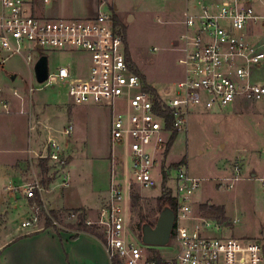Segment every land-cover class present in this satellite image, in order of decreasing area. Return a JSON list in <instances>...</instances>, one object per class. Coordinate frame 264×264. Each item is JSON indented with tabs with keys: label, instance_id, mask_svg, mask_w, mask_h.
<instances>
[{
	"label": "built area",
	"instance_id": "built-area-1",
	"mask_svg": "<svg viewBox=\"0 0 264 264\" xmlns=\"http://www.w3.org/2000/svg\"><path fill=\"white\" fill-rule=\"evenodd\" d=\"M187 1L195 8L186 10L185 32L177 42L184 77L173 86H154L139 71L123 26L116 23L113 0H98L93 17L71 19L47 15L51 0H0V51L27 62L37 57L35 65L50 53L76 59L83 68L68 62L49 70L43 85L62 84L74 105L111 109V147L127 148L132 177L125 184L112 183L98 221L87 222L103 230L111 264H159L158 256L161 264H264L260 239L236 238L215 218L191 214L203 179L191 175L185 162L165 163L173 134L187 132L194 110H223L239 101L264 99V83L253 79V70L264 65V17L256 14L252 0ZM72 132V124L63 129L65 136ZM38 156L52 164V176H62L67 187L69 157L62 146L47 140ZM113 157L119 160L114 151ZM244 167L242 160L231 163L232 175L217 179L218 186L231 189L242 180ZM131 183L146 189L165 186L176 201L177 219L165 246L172 252L168 258L161 257L156 246L135 240L140 232L133 231L124 206ZM12 190H21L29 203L45 187L33 179ZM29 210L22 229L39 224V208L29 205Z\"/></svg>",
	"mask_w": 264,
	"mask_h": 264
},
{
	"label": "rangeland",
	"instance_id": "rangeland-1",
	"mask_svg": "<svg viewBox=\"0 0 264 264\" xmlns=\"http://www.w3.org/2000/svg\"><path fill=\"white\" fill-rule=\"evenodd\" d=\"M113 2L118 7L119 17L116 18L122 23L134 61L140 68L139 71L141 70L140 72L147 77L148 82L161 88L173 86L181 80L183 68L178 62L181 57V44L177 46V42L185 32V2L183 0H126L125 3L113 0ZM254 4L255 9L264 14V0H255ZM56 10L59 11L58 17L65 19L83 18L84 14L80 0H57L49 12L46 8L45 13L52 17L55 16ZM47 55L51 72L68 62L77 68H83L80 62L71 57L51 53ZM8 58L0 51V246L6 244L12 236L16 239L7 243V245L15 243L12 248L20 243V240L32 237L33 233H36L33 236L39 235L41 228L47 229L48 219L54 225V228L50 229L57 233L76 235L82 232L77 226L79 219L83 217L79 210L61 213L50 211L44 205L43 197L53 175L52 164L38 156L45 150L44 140L59 142L69 157L67 163L70 166L66 169L69 168L70 187L58 186L61 179L57 180L55 192L51 195L55 202L70 198L69 205H71L81 202L79 200H91L97 193H106L111 183V163L107 161L111 157V150L119 160H123L121 164L119 160L114 163L117 174L115 182L125 184L131 179L132 172L127 148L111 147L110 108L97 106L86 108L74 105L62 84L57 82L48 85L39 84L34 71L37 57H34L32 62H27L19 56ZM11 75L17 77L13 80ZM253 79L264 83V65L253 70ZM31 88H34L33 92L30 91ZM4 105H7V108ZM39 115L51 118V130L43 132L37 127L35 117L38 116L41 120ZM69 124L73 125V132L70 136H65L63 129ZM262 128H264V99L239 101L223 110H194L189 117L187 132L178 135L168 161L177 162L186 157L182 162L187 161L190 174L203 179L201 187L193 196V199L196 196L199 199L191 205L192 215L195 214L198 202L210 200L200 208L203 205H223L229 216L227 222H222L229 227L226 233L236 238L260 239L264 246L263 183L256 179L242 180L228 189L225 185L219 188L217 181L219 168L223 162L235 158L237 159L232 163L237 160L245 162L244 155L254 156L255 142ZM39 131L45 139L38 143L39 150L29 160L28 165L29 169L34 165L33 168L37 172L32 178L41 181L45 192L37 195L28 204L26 201L22 204L19 202L21 190L17 193L12 190L14 183L8 168L16 158L27 156V150L35 152L38 149L36 140ZM73 139H76L77 144H73ZM75 145L79 151L74 154ZM25 150L27 154L23 155ZM238 155L242 156L238 157ZM71 159L73 162L69 163ZM246 164L254 167V163H244L245 167ZM42 165L46 167V173L42 172ZM262 171H264V163H262ZM157 180L161 181L158 175ZM130 186H132L130 189L132 198L135 195L142 196L138 204H135L131 197L124 203L125 208L129 207L131 227L136 231L142 218L151 224L157 221L160 214L157 199L166 188L162 189V186L158 185L146 189L132 183ZM7 187L11 189L6 190ZM11 193L15 194L11 195ZM29 205H36L39 208L37 230L21 229L22 221L30 215ZM73 214L75 217L72 216ZM234 220L237 222L233 223ZM88 221L83 219V226L103 235V230L98 226L88 225ZM91 221L97 222L98 219ZM17 229L22 231L18 232ZM135 240L137 243L142 242L141 237ZM157 251L163 258H168L172 253L165 246H158ZM66 261L69 263L67 257Z\"/></svg>",
	"mask_w": 264,
	"mask_h": 264
},
{
	"label": "crops",
	"instance_id": "crops-1",
	"mask_svg": "<svg viewBox=\"0 0 264 264\" xmlns=\"http://www.w3.org/2000/svg\"><path fill=\"white\" fill-rule=\"evenodd\" d=\"M80 1L84 7L83 18L93 17L97 14L98 0H80ZM120 1L122 3H125L126 0H120ZM183 1L185 2V5H186L185 12L187 9L192 10L195 8V5L193 2H188L187 0H183ZM252 1H253V5H255L254 4L255 0H252ZM56 2L57 0H51V3L47 6L48 12L50 11L51 7L55 5ZM254 9H255V6H254ZM255 12L257 15L264 17V14H262L259 10L257 11L255 9ZM58 15H59V11L56 10L55 16L58 17ZM55 16H52V17H55ZM184 18H185V13H184ZM184 23H185V19H184ZM9 58H12V57H9ZM11 77L14 80L17 76L11 75ZM144 77L148 81L145 75ZM183 77H184V72H183V76L181 80L183 79ZM84 107L91 108V107H94V105H88ZM39 116H41L40 117L41 120H39L38 116L35 117L36 123L38 124L37 127L40 130L42 129L43 132L45 130H48V131L51 130V125H52L51 118H45L43 115H39ZM110 122H111V119H110ZM109 128H110V125H109ZM44 139H45V136L42 134V132L39 131V134L36 140L38 149L35 152H32V150H27L28 154L26 153V150L23 151L22 154L25 155L26 153L27 156L16 158V160H14V162L12 163V166L8 168V172L13 178L14 184L12 185V187L18 188L26 183L31 182L30 178H32L33 174L35 175L37 170L33 168L34 165L29 169L28 163H30L29 160L33 158L35 153L37 154V151L39 150L38 143L40 141L42 142V140ZM44 142L46 141L44 140ZM73 144H77L76 139H73ZM222 147H224V145H222ZM255 147H256L255 148L256 153L254 154V156L253 155L252 156L248 155V157H246L245 155L243 156L245 160L244 163H254V167L253 168L249 167V165L246 164V167H244V174H243L242 180L256 179L262 182L261 179H264V171H262V163H264V128H262V130L260 131L257 137V140L255 142ZM78 151H79L78 147L76 145L73 146L74 154L77 153ZM170 152L166 157L165 163L176 164V163L181 162L182 159H186L185 157V158L180 159L177 162H169L168 158H169ZM241 156L242 155H238V157H241ZM235 159L227 160L226 162H223L221 164L219 168L220 174L217 177V179L230 177L232 175L231 170H229V165ZM107 161L111 163V169H112L111 183H110V186H111V184L115 182L116 175H117L114 170V163H116V160L113 157V151L111 152V157L108 158ZM72 162H73V159H71L69 163H72ZM185 163H187V161H185ZM67 166L69 167L70 164ZM66 173L68 174V186L67 187L69 188L70 187L69 168L66 169ZM51 178L52 179L49 183V186L46 189V193H45L46 195H44L43 197L44 205L47 209H49L50 211L61 212V213L62 212L66 213L67 211H73V210H80V213L82 214L84 219H87L89 221L94 220L96 218L99 219L101 208L106 203L109 197V190L103 194L97 193L95 198L91 200H88V199L83 200V201L79 200L81 202L75 203V204L73 203L74 205L73 204L69 205V203H71L70 198L68 199L63 198L59 202H55L53 200L54 197L51 195L55 192L54 191L56 187L55 183L57 180L61 179V183L58 186H62L63 178L62 176L61 177L52 176ZM10 187H7L6 190H10L12 188ZM12 194H15V193H11V195ZM19 196H20L19 202H21L22 204H25V201H26V204H28V201L22 195H19ZM197 199H199V197L197 196L194 197L193 203H195ZM208 201L210 200H206L204 202H198L199 204L197 203L198 206H196L195 208V214L201 213L200 206L204 203H207ZM220 206H223V205H220ZM223 207L225 208L226 217L229 218L226 207L225 206ZM128 211H129V207H128ZM236 222L237 220L233 221V223H236ZM21 229L20 230L17 229V231L20 232L22 231ZM23 230H26V229H23ZM39 231H40L39 235H35V236L32 235V237L20 240V243L18 244L16 243L17 245L12 248L11 246L14 245L15 243L8 244V245L7 243L14 241L16 238L11 236L10 237L11 239L9 238L6 244L4 243L2 246H0V254H2V256H0V264H111L109 254L106 248L104 247L103 242L89 233L79 232L78 234L73 235L70 233L61 232L58 235L57 232H55L54 230L50 228L49 229L41 228ZM66 257L68 258L69 263H67Z\"/></svg>",
	"mask_w": 264,
	"mask_h": 264
},
{
	"label": "water",
	"instance_id": "water-1",
	"mask_svg": "<svg viewBox=\"0 0 264 264\" xmlns=\"http://www.w3.org/2000/svg\"><path fill=\"white\" fill-rule=\"evenodd\" d=\"M35 77L39 84L48 79V57L42 56L35 65ZM176 213L170 207H164L160 212L155 225L145 222L141 228V241L147 246H167L172 237L176 223Z\"/></svg>",
	"mask_w": 264,
	"mask_h": 264
},
{
	"label": "trees",
	"instance_id": "trees-1",
	"mask_svg": "<svg viewBox=\"0 0 264 264\" xmlns=\"http://www.w3.org/2000/svg\"><path fill=\"white\" fill-rule=\"evenodd\" d=\"M116 23L119 25L122 24L118 18H116ZM178 135L179 134H177V133L173 134V136H172V138L168 144L166 156L169 154L170 150L172 149V146L175 143ZM41 168H42V172H44V173L47 172V169L45 166L42 165ZM166 181H167V178L164 179V182H166ZM131 187L132 186H130V189H131ZM163 189H165V186H163ZM129 197L132 198V196L130 194H129ZM132 199L134 200L135 204H138L141 201V197L139 195L133 196ZM157 205H158L160 212L164 209V207H170L177 214L176 201L170 196V194L166 190L162 191V195L157 199ZM201 212L204 216L209 215L212 218H215L216 220L220 221L221 223L227 222V217L225 214V208L223 206L203 205L201 207ZM83 219H84V217H81L79 219L78 224H77L79 230L82 232H85V233H89V234L95 236L96 238H98L99 240H101L103 242V236L101 234L95 232L94 230H92L86 226H83ZM145 222H147V221L144 218H142L139 225H138V231L140 232V237H141V228ZM147 223H149V222H147ZM155 223H153V224L150 223V224L155 225ZM46 228H48V229L54 228V225H53L52 221H50V219L47 220V227ZM34 234H36V233H33L32 235H34ZM58 235H59V233H58ZM158 263L161 264V260H160L159 256H158ZM114 264H118V261H115Z\"/></svg>",
	"mask_w": 264,
	"mask_h": 264
}]
</instances>
